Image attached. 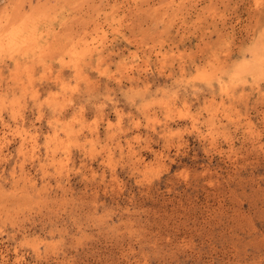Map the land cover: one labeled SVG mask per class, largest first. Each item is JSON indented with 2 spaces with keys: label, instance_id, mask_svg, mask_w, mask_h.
I'll use <instances>...</instances> for the list:
<instances>
[{
  "label": "rangeland",
  "instance_id": "1",
  "mask_svg": "<svg viewBox=\"0 0 264 264\" xmlns=\"http://www.w3.org/2000/svg\"><path fill=\"white\" fill-rule=\"evenodd\" d=\"M0 264H264V0H0Z\"/></svg>",
  "mask_w": 264,
  "mask_h": 264
}]
</instances>
